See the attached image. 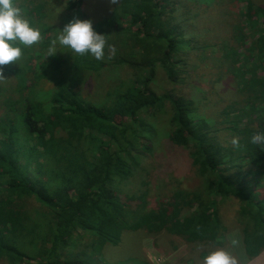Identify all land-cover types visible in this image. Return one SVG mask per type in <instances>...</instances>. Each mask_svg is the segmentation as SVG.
<instances>
[{"label": "trees", "instance_id": "obj_1", "mask_svg": "<svg viewBox=\"0 0 264 264\" xmlns=\"http://www.w3.org/2000/svg\"><path fill=\"white\" fill-rule=\"evenodd\" d=\"M241 1L116 0L107 17L91 19L84 0H14L41 38L20 46L19 60L0 73V264H149L107 260L104 250L127 232L219 245L228 234L226 200L236 203L246 259L264 252V145L249 142L264 134V69L247 66L253 53L264 66V9L251 1L247 10L230 8ZM237 9V22L226 25L231 39L213 42L208 34ZM74 17L90 20L114 51L106 45L101 61L68 49L46 57ZM208 62L214 83L230 77L250 96L247 112L237 101L223 112L238 138L231 149L196 119L203 103L180 91ZM159 70L172 86L162 94L153 88ZM105 72L107 89L99 84ZM167 105L168 141L188 152L201 186L156 202L123 193L152 151L156 123L148 118ZM235 162L236 170L226 166Z\"/></svg>", "mask_w": 264, "mask_h": 264}, {"label": "rangeland", "instance_id": "obj_2", "mask_svg": "<svg viewBox=\"0 0 264 264\" xmlns=\"http://www.w3.org/2000/svg\"><path fill=\"white\" fill-rule=\"evenodd\" d=\"M250 1L256 7L264 9V0H246L240 3H231L230 8L232 9V5H239L241 9L247 10V3ZM115 3L116 0H113V2L111 0H84V8L91 19H102L111 13ZM239 11L240 9H237L232 17L228 18L220 28L218 26L215 28L214 26V30L208 34V37L212 38L213 42L215 40L219 41V38L220 40L231 39L232 36L230 33L228 35L226 25L227 23L235 24L237 22L239 15L236 14ZM204 19L210 20L208 19V14L207 16L204 15ZM263 22L264 16L261 15L259 24H263ZM261 30L262 26H260ZM245 33L251 34L253 31L251 32L248 29ZM262 33L259 32V34ZM206 34L205 30H201V37H205ZM251 56L253 58L249 59L248 68L257 69L258 72L263 71L264 66L261 63L263 59L262 55L253 53ZM210 63L201 64L197 71L199 73L198 76H193L189 84L181 85L180 91L181 94L193 98L197 103L200 101L203 103L202 106L197 104L199 110L195 113V116L197 120L208 122L207 124L211 128L209 132L210 137H213L212 139L223 147L233 148L234 145L231 143V140L234 135L229 130V124L225 123L226 116L223 112L234 104V101L240 103V106H243L245 112H247L251 107L250 105H252L251 103L250 105L246 104L250 96L237 93L238 88L240 91L246 90H243L244 87L240 83L235 82L236 85L232 83L230 77L224 78L220 83H214L215 77L211 76L213 70L211 66L206 67ZM120 73L124 74L125 71H120L116 75H120ZM100 80L99 84L101 87L103 86L107 89V84L111 81V77L105 72L103 78ZM91 83L93 88V82ZM98 87L97 83L94 91L97 92ZM153 88L158 94L172 89L162 70H159V77L157 82L153 84ZM98 96L100 98V95ZM95 97H97L96 94L93 96V99ZM169 111L167 105L165 109L157 110L155 116L153 115L154 117L150 116L148 118L144 116V118L151 119L152 122L156 123V137L150 142L152 151L148 153V159L143 160L141 165L143 170L138 173L142 177L136 176L128 187L129 191L127 188H124L122 189L123 193L135 194L136 196L148 193L147 200L156 202L164 200L173 194L175 189L194 191L201 186V179L192 168V161L188 152L185 149L182 150L175 147L168 141V133L171 129V113ZM245 112L243 116L249 117V115H244ZM249 112L251 113L250 110ZM260 117L264 118L263 116ZM239 164L241 163L235 162L234 165L226 166L236 170ZM144 183L148 184L144 185ZM254 191L260 193L259 190ZM224 203L226 207L222 209V217L228 228L227 239L224 243L219 245L211 243H204L199 246L188 245L181 238L168 234L151 237L146 232H127L123 235L122 242L118 247L106 248L104 254L110 262H116L131 256L136 259L146 260L149 264H202L204 255L223 249L236 259L237 264H264V252L252 261L246 259L241 238V227L235 217L236 203L232 200H226Z\"/></svg>", "mask_w": 264, "mask_h": 264}, {"label": "clouds", "instance_id": "obj_3", "mask_svg": "<svg viewBox=\"0 0 264 264\" xmlns=\"http://www.w3.org/2000/svg\"><path fill=\"white\" fill-rule=\"evenodd\" d=\"M40 38V30L22 14L14 0H0V73L3 72V66L19 60L22 54L20 46L25 48L33 46ZM106 45L105 36L93 29L90 20L74 17L49 42L46 57L55 56L58 51L61 52L60 49H68L70 53L81 56L87 54L101 61L105 57ZM107 47L110 53L114 51L111 45ZM249 142L254 145H264V134H253ZM231 143L237 146V138L233 137ZM202 264H237V262L228 252L219 249L204 255Z\"/></svg>", "mask_w": 264, "mask_h": 264}]
</instances>
